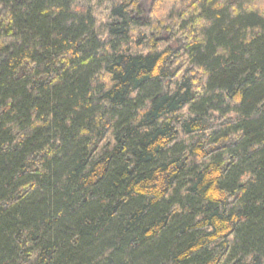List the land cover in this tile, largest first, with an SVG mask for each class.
<instances>
[{"label":"trees","instance_id":"16d2710c","mask_svg":"<svg viewBox=\"0 0 264 264\" xmlns=\"http://www.w3.org/2000/svg\"><path fill=\"white\" fill-rule=\"evenodd\" d=\"M0 264H264V0H0Z\"/></svg>","mask_w":264,"mask_h":264}]
</instances>
